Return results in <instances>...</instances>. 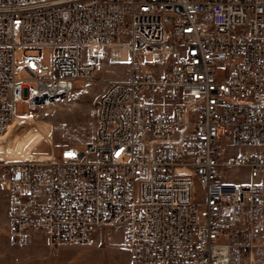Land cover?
Returning <instances> with one entry per match:
<instances>
[{
  "label": "built area",
  "instance_id": "1",
  "mask_svg": "<svg viewBox=\"0 0 264 264\" xmlns=\"http://www.w3.org/2000/svg\"><path fill=\"white\" fill-rule=\"evenodd\" d=\"M45 47L49 67L17 64ZM118 48L129 76L93 141L0 161L9 243L118 235L130 264H264V0H0V135L16 103L65 101Z\"/></svg>",
  "mask_w": 264,
  "mask_h": 264
},
{
  "label": "rangeland",
  "instance_id": "2",
  "mask_svg": "<svg viewBox=\"0 0 264 264\" xmlns=\"http://www.w3.org/2000/svg\"><path fill=\"white\" fill-rule=\"evenodd\" d=\"M31 54L38 55L44 66H50V49L47 47L41 52L39 49L25 51L18 48L17 64L25 55ZM145 62L148 67L159 69L151 55L146 56ZM129 72L128 61L113 62L107 53L99 61L91 79L78 80L65 101L41 107L30 114L27 113L30 111L28 103H16L14 111L23 114L15 116L8 132L0 138V161L45 159L51 156V149L57 150L65 145L85 147L96 135L97 104L107 84L126 80ZM63 125L68 127L69 134L61 130ZM231 180L245 183L249 176L245 170H236L232 172ZM4 212L8 214L7 193L0 185V224ZM8 230L4 221L0 225V264H27L31 255L49 251L53 255L48 259L58 261V264H128L129 251L118 235L109 241L102 237L100 244L62 245L53 249L45 235L37 236L35 245L14 246L8 241Z\"/></svg>",
  "mask_w": 264,
  "mask_h": 264
},
{
  "label": "crops",
  "instance_id": "3",
  "mask_svg": "<svg viewBox=\"0 0 264 264\" xmlns=\"http://www.w3.org/2000/svg\"><path fill=\"white\" fill-rule=\"evenodd\" d=\"M7 208H8V206H7ZM4 221H5V224L8 225V227H9L8 214L5 212H4V217L1 220L0 225H2V223H4ZM8 236H9V230H8ZM34 243H35V241L32 243V245H35ZM52 255H53V253L50 251L48 253H35V254L30 256L27 264H58V261H51L50 259H48V256H52ZM128 264H130L129 263V255H128Z\"/></svg>",
  "mask_w": 264,
  "mask_h": 264
},
{
  "label": "bare ground",
  "instance_id": "4",
  "mask_svg": "<svg viewBox=\"0 0 264 264\" xmlns=\"http://www.w3.org/2000/svg\"><path fill=\"white\" fill-rule=\"evenodd\" d=\"M114 53H115V55L119 58V61H127V51H126L125 48H118V49L114 50ZM28 114H30V113H28ZM16 116H17V115H16ZM14 118H15V117H14ZM13 120H14V119H13ZM13 120H12V122H13ZM12 122L9 124L7 130H6L4 133H2V134L0 135V138H1L2 136H4V135L8 132L9 128H10L11 125H12Z\"/></svg>",
  "mask_w": 264,
  "mask_h": 264
}]
</instances>
